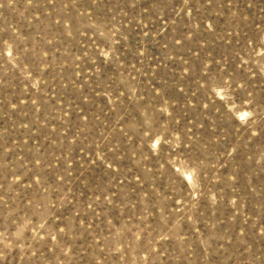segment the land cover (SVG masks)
<instances>
[{
    "label": "rangeland",
    "instance_id": "1",
    "mask_svg": "<svg viewBox=\"0 0 264 264\" xmlns=\"http://www.w3.org/2000/svg\"><path fill=\"white\" fill-rule=\"evenodd\" d=\"M0 264H264V0H0Z\"/></svg>",
    "mask_w": 264,
    "mask_h": 264
}]
</instances>
